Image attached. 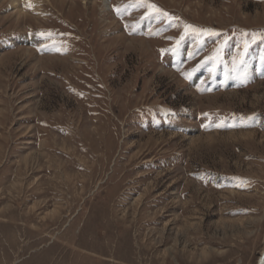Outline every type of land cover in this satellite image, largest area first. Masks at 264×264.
Here are the masks:
<instances>
[{"label":"rangeland","instance_id":"1","mask_svg":"<svg viewBox=\"0 0 264 264\" xmlns=\"http://www.w3.org/2000/svg\"><path fill=\"white\" fill-rule=\"evenodd\" d=\"M12 2L0 264H257L264 0Z\"/></svg>","mask_w":264,"mask_h":264},{"label":"snow or ice","instance_id":"2","mask_svg":"<svg viewBox=\"0 0 264 264\" xmlns=\"http://www.w3.org/2000/svg\"><path fill=\"white\" fill-rule=\"evenodd\" d=\"M138 3L142 7H148V8L156 9L157 12H160L163 16L169 17L170 20L177 19L175 17H170L169 14L166 13V12H162V10L156 8V6L154 4L145 3L144 0H138ZM116 11L119 13L120 9H116ZM188 29H192V31H194V32H201V33H205L207 35H212V36L219 35V33H216V32H214L211 29H198V28H196L193 25H185V31H187ZM49 35H51V34L49 33ZM242 35L245 36V37L251 35L253 37V41H254L258 34L257 33H251V34L242 33ZM260 38L264 39V36H261ZM247 47H248V42L246 41L245 42V52H247ZM239 63L242 65L243 64V60H241Z\"/></svg>","mask_w":264,"mask_h":264},{"label":"bare ground","instance_id":"3","mask_svg":"<svg viewBox=\"0 0 264 264\" xmlns=\"http://www.w3.org/2000/svg\"><path fill=\"white\" fill-rule=\"evenodd\" d=\"M18 2L19 0H13L12 2L13 6L18 8V6L20 5V4H17ZM257 264H264V250L260 252Z\"/></svg>","mask_w":264,"mask_h":264}]
</instances>
